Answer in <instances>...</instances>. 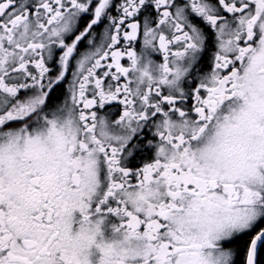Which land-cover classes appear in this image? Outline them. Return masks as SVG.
Instances as JSON below:
<instances>
[{
    "label": "snow or ice",
    "instance_id": "6c2138e0",
    "mask_svg": "<svg viewBox=\"0 0 264 264\" xmlns=\"http://www.w3.org/2000/svg\"><path fill=\"white\" fill-rule=\"evenodd\" d=\"M0 264H264V0H0Z\"/></svg>",
    "mask_w": 264,
    "mask_h": 264
}]
</instances>
